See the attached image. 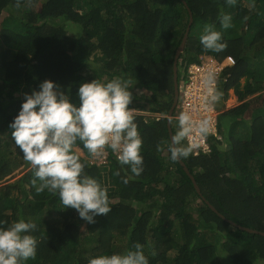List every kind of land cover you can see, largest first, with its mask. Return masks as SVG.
<instances>
[{
	"label": "trees",
	"instance_id": "1",
	"mask_svg": "<svg viewBox=\"0 0 264 264\" xmlns=\"http://www.w3.org/2000/svg\"><path fill=\"white\" fill-rule=\"evenodd\" d=\"M16 3L0 0V16L7 13L0 21V227L20 219L36 223V255L20 264H89L100 255L126 254L136 243L149 264H223L224 254L231 264H264V235L226 219L264 231V0ZM190 10L179 80L201 53L233 55L236 63L223 73L230 77L221 96L225 100L233 88L241 101L221 114L216 135L207 132L210 149L182 158L201 194L179 159L170 158L167 117L146 124L142 115H134L143 140L138 176L108 147L107 162L99 164L82 142L73 146L85 174L107 188V215L89 224L64 208L58 194L38 193L40 181L8 127L23 93L49 79L78 104L81 83L120 78L132 93L130 108L167 115L174 100V58ZM224 14L231 16L227 29L220 23ZM208 26L222 33L223 50L203 48L200 36ZM181 145L189 146L186 139Z\"/></svg>",
	"mask_w": 264,
	"mask_h": 264
},
{
	"label": "clouds",
	"instance_id": "2",
	"mask_svg": "<svg viewBox=\"0 0 264 264\" xmlns=\"http://www.w3.org/2000/svg\"><path fill=\"white\" fill-rule=\"evenodd\" d=\"M226 3L233 5L236 0H226ZM16 6L20 7V0H17ZM220 23L224 29L231 27V16L224 14ZM200 42L205 50L221 51L226 47L222 42V33L212 26L205 28ZM202 54L212 55H200ZM185 79L186 76L183 84ZM221 85L219 94L210 95V103L217 101L219 104L224 101ZM181 90L179 82L177 105ZM209 92L212 93L211 87ZM77 95L78 104L72 102L60 85L46 79L40 82L38 88L23 93L18 114L9 122L8 127L11 129V139L40 181L36 191L39 193L47 189L58 194L64 208L76 210L79 218L91 224L96 222L95 217L107 215L111 211L110 199L107 188L95 177L85 174V164L73 151V146L78 141L82 142L83 147L93 156H99L107 146L119 154L117 159L121 165H127L131 173L138 176L143 171V140L130 108L132 93L128 84L120 78H113L108 82L98 79L83 82L78 87ZM177 105L173 114L175 119ZM178 124L179 130L172 137L169 146L173 161L190 154L191 147L182 146L181 141L191 135L194 129L202 135L208 132V121L194 122L189 113L182 112ZM218 124L213 133L215 135ZM33 183L35 184V180ZM36 228L35 222L24 219L13 222L6 228L0 227V264H20L22 260L34 258L37 240L31 233ZM89 264H149V259L143 246L136 243L134 250H129L126 254L100 255L90 259Z\"/></svg>",
	"mask_w": 264,
	"mask_h": 264
},
{
	"label": "built area",
	"instance_id": "3",
	"mask_svg": "<svg viewBox=\"0 0 264 264\" xmlns=\"http://www.w3.org/2000/svg\"><path fill=\"white\" fill-rule=\"evenodd\" d=\"M235 63L236 60L231 55L222 60L208 54L200 55L199 60L190 64L187 69V75L181 90L180 102L178 103L175 117L179 119V115L183 112L189 113L194 122L207 120L208 132L215 133L218 124V106L217 101L209 102L210 95L219 94L221 81L226 82L230 76L227 73L221 78L222 74L227 66H232ZM210 77L211 80H209ZM209 87H211L212 93L209 92ZM131 110L133 111V115L144 116L143 121L146 124L159 121L164 117L163 115H157L149 111L147 113L145 112L146 110L144 111L140 108H131ZM185 139L194 155L210 149L208 136L206 134H200L198 130L194 129L193 133ZM108 153L109 150L105 146L99 156H94L95 159L92 162H98L99 164L107 162ZM114 154L116 156L119 155L118 153Z\"/></svg>",
	"mask_w": 264,
	"mask_h": 264
},
{
	"label": "water",
	"instance_id": "4",
	"mask_svg": "<svg viewBox=\"0 0 264 264\" xmlns=\"http://www.w3.org/2000/svg\"><path fill=\"white\" fill-rule=\"evenodd\" d=\"M190 15H191L190 23H189V25L186 28V31H185L184 36H183V39H182L179 47L177 48V51H176V54H175V58H174V67H173V69H174V100H173V104H172V106H171V108H170V110L168 112V117H167L168 130H169V135H170L169 137L171 139V142H172V137L174 136V132H173V129H172V119H173L174 110L176 108V105H177V102H178V98H179L178 63H179L180 55L185 49V46H186V43H187V39H188V35H189V31H190V26H191L192 21H193L191 10H190ZM179 161H180L181 165L184 167V169L187 171V173L189 175H191L192 180H193V182L195 184V188L197 189L199 194H201L200 186L196 182L195 177L192 176V174H191L190 170L188 169L185 161L182 158H180ZM226 219L229 220L230 222H232L234 226H237V227H239L241 229H244V230H247V231H250V232H254V233H260V234L264 235V231H260V230H257V229L242 225V224H238L235 221H233L231 219H228V218H226Z\"/></svg>",
	"mask_w": 264,
	"mask_h": 264
},
{
	"label": "rangeland",
	"instance_id": "5",
	"mask_svg": "<svg viewBox=\"0 0 264 264\" xmlns=\"http://www.w3.org/2000/svg\"><path fill=\"white\" fill-rule=\"evenodd\" d=\"M7 13L6 12H4L3 13V15L2 16H0V21L3 19V17H5V15H6ZM183 73L181 72V76H180V80H179V82H180V89H182V87H183ZM245 78L244 77H242V79H241V81H242V84H244V82H245ZM261 92H264V91H261ZM261 92H259V93H261ZM259 93H257V94H259ZM239 103H241V101H239L238 99H237V96H236V94H235V90L233 89V88H230V90H229V95H228V97L221 103V105L222 106H220L221 108H219V105H218V111H217V113H218V119H220V116H221V114L224 112V111H226V110H228V109H231L232 107H234V106H236V105H238ZM178 106V105H177ZM146 111L145 112H147L148 113V108L146 107ZM150 112V111H149ZM177 112V111H176ZM153 113V112H152ZM155 114H157V115H163L164 117L163 118H165V116L167 117L168 116V114L166 115V114H159V113H155ZM177 114V113H176ZM179 130V126H178V120H176L175 119V121H174V132H175V134H176V132ZM168 136V135H167ZM169 137V136H168ZM163 138H167V137H165V135H163ZM182 142V141H181ZM76 148V150H78L82 155H84V152L82 151V149H80V148H78V147H75ZM92 160L93 159H95V157L93 156L92 158H91ZM98 161V160H97ZM101 161V160H100ZM225 256H223L222 257V259H223V261H224V263L223 264H231V262H229V259L227 260V258H226V254H224Z\"/></svg>",
	"mask_w": 264,
	"mask_h": 264
}]
</instances>
